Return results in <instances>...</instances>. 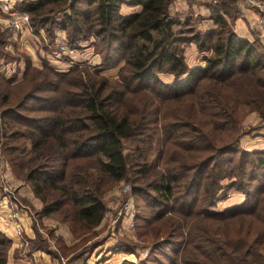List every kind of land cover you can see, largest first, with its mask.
Listing matches in <instances>:
<instances>
[{
    "label": "trees",
    "instance_id": "obj_1",
    "mask_svg": "<svg viewBox=\"0 0 264 264\" xmlns=\"http://www.w3.org/2000/svg\"><path fill=\"white\" fill-rule=\"evenodd\" d=\"M122 2L14 0L34 35L69 45L91 38L98 62L92 71H59L29 60L11 87L12 79L0 74V150L11 156L24 151L19 136L30 140L23 178L41 202L39 215L57 213L75 236L100 224L103 193L128 179L122 139L151 130L156 159L149 163L146 148L135 145L131 192L144 201L145 221L159 224L153 235L171 234L153 242L152 251L165 259L154 263L264 264V150L240 146L246 111H264V45L233 30L227 17L234 20L238 11L233 7L231 16L223 0L204 1L215 24L204 33L172 17L173 0H128L141 6L132 14L120 13ZM0 33L9 34L1 26ZM188 42L210 51L202 67L186 63ZM113 68L115 79L102 73ZM45 91L52 95H39ZM35 111L46 114H23ZM13 159L12 167L23 165ZM230 189L243 201L213 209ZM165 244L174 249L164 251ZM10 245L0 230V264H7ZM31 247L50 251L37 239Z\"/></svg>",
    "mask_w": 264,
    "mask_h": 264
},
{
    "label": "rangeland",
    "instance_id": "obj_2",
    "mask_svg": "<svg viewBox=\"0 0 264 264\" xmlns=\"http://www.w3.org/2000/svg\"><path fill=\"white\" fill-rule=\"evenodd\" d=\"M189 1L190 0H173V3L170 7L172 17H178L181 21H184L185 19L188 20V25L196 32L204 33L214 29L215 24L213 20L209 18V12L204 6L205 0ZM210 1L214 2L218 0ZM223 1L227 2V5L229 6L228 11L231 16L235 14L233 12V7L236 8V11H238L237 14H240L239 9L241 11V8L243 10L249 9L250 12L256 15L258 19H263L261 23L264 24V12L259 11V9L249 3L248 0ZM243 1L246 4L243 3ZM227 19L233 28L234 20L228 17ZM1 34L2 33H0V37L4 36L6 41H4V44L0 46L2 53L0 56V74L6 79H12V82L8 84L9 87L22 78V73L25 69V62H29V60L31 65L37 67L42 66V63L45 61L53 69L59 71H67L73 66L78 67V69L87 67L89 71H92L98 62L97 57L94 54L95 49L91 44V38L78 42L76 45V52L78 55L74 56V58H71L70 56L63 54H60L59 56H56L55 54L53 55L54 57H51L48 54V51L51 50L49 47L48 51L40 49L42 44L45 45V42L40 40L41 38L39 36L34 40L26 35L21 38H19V36L15 38L10 33L7 35ZM46 39L48 41L47 36ZM183 53L184 59L189 66L202 67L204 65L203 57L208 55L210 51H199L194 42H188L183 46ZM102 73L110 79H115L117 76V68L104 70ZM81 74L84 75L82 72ZM158 76L164 82H171L173 79V75L168 73H160ZM39 95H52V93L45 91L41 92ZM246 112L247 113H245V116L241 121V129L243 131V137H250L257 134V131H260L264 128V111L262 113L255 110H249ZM251 112H257L258 118H253L251 121H248L247 118ZM23 114L44 115L46 113L35 111L23 112ZM134 137L122 139L123 153L126 156L130 170L128 179L114 183L108 187V189L102 195L105 211L100 224L93 229H77L75 236L79 237H75L71 233L74 241L68 246H66L61 237L57 235L58 232L56 231V228L58 227L59 223H61L58 214L54 212L50 215H47L43 219V216L39 215L41 205L39 208H35L31 202L32 196L34 195L33 191L30 198H28L30 195V193L27 194L28 189L32 190V188L30 184L27 183V181L23 178V173L27 171L25 164L30 157V140L24 136H19L16 140V143L19 148L20 146H23L24 151H16L11 156L6 155L3 150H0V180L3 184L7 185L9 189H11V196L10 198L8 196L7 197L17 206L16 209L19 211L22 221L25 220L26 224L24 227L26 229L22 227L23 230L25 229L24 233L31 235V231H33L43 242H41L39 238L35 237L34 239H37L38 242L43 244V246L50 248L54 253L64 257L67 256L69 258L68 260H73L75 258L79 261H82L86 256L88 257V255H90L96 249H100L101 245H103L104 253H107L108 250H124L126 246L131 247L133 253L125 251L128 254V260L126 261L134 264H139L140 261H148L150 264H155L153 259H163L162 255L160 254V252L163 251L153 252L152 245L154 241L170 238L171 234L159 233L157 236L153 235L152 227L158 226L159 224L156 222L147 223L145 221V217L149 216V214L147 213V208L144 204V201L140 196H136L131 192V179L133 178L132 171L134 169V166L131 164L135 161V156L137 154L134 150V147L136 144L145 147L147 150L148 161L149 163H153L156 159L159 148L157 136L153 133V131L150 130L146 135L143 134L133 139ZM8 158H15L12 160L13 162H21L23 165L16 164L14 168L11 166ZM227 182L228 180H224L222 183ZM4 196L6 195L1 193L0 200L5 198ZM34 197L36 196L34 195ZM243 199L244 195L240 191L230 189L226 192L225 198L219 200L213 209L221 210L230 205L238 204L242 202ZM126 202L130 204L129 207L131 217H129V213L125 212L123 209ZM104 245L108 246V248L105 249ZM161 246L163 247L162 249L167 252H171L172 249H174L173 245L171 244H165ZM114 247H117V249ZM180 247L182 248V245ZM27 248H32L30 242ZM26 249L23 251H26ZM23 251L20 250V253H24ZM8 254H10L9 250ZM101 257L104 258L103 255H101ZM11 264L15 263L12 262Z\"/></svg>",
    "mask_w": 264,
    "mask_h": 264
},
{
    "label": "crops",
    "instance_id": "obj_3",
    "mask_svg": "<svg viewBox=\"0 0 264 264\" xmlns=\"http://www.w3.org/2000/svg\"><path fill=\"white\" fill-rule=\"evenodd\" d=\"M127 1L128 0H123L120 5L121 14H132L138 12L141 9L140 5H130L127 3ZM243 3L245 2L243 1ZM239 13L240 14H237L234 18L233 30L240 37L246 38L248 40H254L255 38H257L260 43L264 45V24L261 23L263 19H258L256 15L250 12L249 9L243 10L241 8V11L239 9ZM257 114V112H251L247 120L251 121L253 118H258ZM256 133L257 134L250 137H243V135L240 138V146L246 150H264V128L260 131H257ZM29 193L30 195L28 198H30V196L32 195L31 189H28L27 194ZM5 200V198H2V200H0V230L8 239L11 240V245L9 248L10 254H8L7 264H11L12 262H14L15 264H120L122 261L128 260V254L125 252V250H108L107 253H104L103 245L100 246V249H96L94 252L88 255V257L86 256L82 261H79L75 258L73 260H68L69 258L67 256H60L54 253L51 249L49 251L40 250L37 248H27L26 251H23L24 253H20V250L15 248L13 245V226L6 217L8 207ZM31 202L35 208H39L41 205L39 199L34 197V195L32 196ZM45 217L46 216H43L42 218L44 219ZM19 222L21 227L25 228V220L22 221V218L20 217ZM56 231L58 232L57 235L61 237L66 246L72 244L74 239L69 228L66 225L59 223ZM31 232V235L26 233L30 244L37 235L33 231ZM104 246L105 249L108 248V246ZM101 255H103L104 258H101Z\"/></svg>",
    "mask_w": 264,
    "mask_h": 264
},
{
    "label": "built area",
    "instance_id": "obj_4",
    "mask_svg": "<svg viewBox=\"0 0 264 264\" xmlns=\"http://www.w3.org/2000/svg\"><path fill=\"white\" fill-rule=\"evenodd\" d=\"M248 2L256 6L259 11L264 12V1L248 0ZM13 3L14 0H0V26L5 28L13 37L16 38L19 36V38H21L26 35L35 39L39 36L41 38L40 40L44 41L45 45L51 49L48 51V54L51 57H54L53 55L55 54L56 56L63 54L70 56L71 58L78 55L76 52V45H69L63 38L59 37L54 42L49 43L44 33L40 32L38 35H34L29 25L27 14L16 11L13 8ZM1 193L6 195L4 196L8 207L6 217L13 226V245L15 248L23 251L27 248L29 239L20 225V214L16 209L17 206L10 199H8V197L10 198L11 196V189H9V187L3 184L0 180V194ZM129 206L130 204L126 202L123 209L125 212L129 213V217H131Z\"/></svg>",
    "mask_w": 264,
    "mask_h": 264
}]
</instances>
